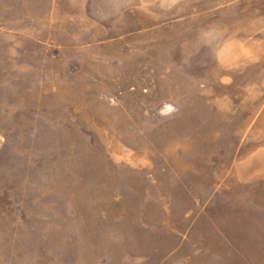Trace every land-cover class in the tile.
Masks as SVG:
<instances>
[{"label":"rangeland","instance_id":"obj_1","mask_svg":"<svg viewBox=\"0 0 264 264\" xmlns=\"http://www.w3.org/2000/svg\"><path fill=\"white\" fill-rule=\"evenodd\" d=\"M0 264H264V0H0Z\"/></svg>","mask_w":264,"mask_h":264}]
</instances>
